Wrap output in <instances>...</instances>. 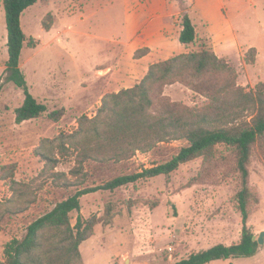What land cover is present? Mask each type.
<instances>
[{
  "label": "rangeland",
  "instance_id": "obj_1",
  "mask_svg": "<svg viewBox=\"0 0 264 264\" xmlns=\"http://www.w3.org/2000/svg\"><path fill=\"white\" fill-rule=\"evenodd\" d=\"M170 3L178 4V12L193 6L189 15L198 24L199 37L207 39V46L232 64L238 83L247 91L264 83V0H227L223 10L212 0ZM45 20H52L51 31L44 27ZM126 23L122 0H39L25 10L22 27L34 45L23 48L21 68L30 91L47 105V111L18 123L15 110L25 93L12 82L4 84L0 94V203L15 196L30 200L31 205L19 214H7L0 222V261L9 240L22 238L32 221L77 188L164 163L187 144L186 140L162 142L118 163L86 162L78 177L71 175L78 165L76 153L64 158L57 149H50L49 141L59 142L61 133L76 130L80 117H93L106 94L139 81L142 69L133 58L124 56L121 65L116 64V57L127 51L130 40ZM4 24L6 29L0 0L1 29ZM139 25L140 21L133 22L134 31ZM172 32L170 42L157 47L158 56L182 47L176 30ZM132 43L138 46V41ZM137 51L134 59L147 56L150 49L139 55ZM6 54L8 47L0 41L3 80ZM114 67L118 72L110 83L108 73ZM164 92L187 106L201 108L208 102L180 82L167 85ZM63 108L61 119L54 121L50 113ZM41 152L53 154L59 162L53 166L38 155ZM215 152L214 159L200 157L184 163L168 178L161 175L113 191L83 195L80 212L71 214L72 223L79 213L98 221L81 245L84 264H169L217 243L238 242L242 230L236 200L240 179L233 169L232 153L224 145L217 146ZM67 180L82 184L65 187ZM250 185L257 199L249 206L248 226L259 235L264 231V146L259 144L250 162ZM107 207L114 215L111 223H105ZM207 264H264V242L254 256Z\"/></svg>",
  "mask_w": 264,
  "mask_h": 264
},
{
  "label": "trees",
  "instance_id": "obj_2",
  "mask_svg": "<svg viewBox=\"0 0 264 264\" xmlns=\"http://www.w3.org/2000/svg\"><path fill=\"white\" fill-rule=\"evenodd\" d=\"M2 1L9 58L3 72L5 80L0 78V94L6 82H12L24 91V101L15 110L16 121L21 123L47 111V105L30 91L21 68L23 48L34 45L24 32L22 16L39 0ZM43 24L49 30L52 20H45ZM180 25V41L188 45L196 43L199 38L197 25L188 9L181 12ZM148 51L146 47L136 54ZM176 82L206 97L207 104L198 108L172 100L164 90ZM64 111V108L52 111L50 117L58 121ZM79 122V127L72 133H61L59 142L49 141L50 149H57L61 157L76 153L78 165L71 169V175L76 177L85 169L86 162L118 163L133 158L137 152L150 151L162 142L186 140L187 144L169 161L117 175L101 184L77 188L74 194L58 201L51 210L32 221L22 238L9 240L0 264H84L81 245L93 234L98 221L95 217L84 218L79 213L76 223H72L71 214L80 212L83 195L100 190L113 191L161 175L168 178L184 163L200 157L214 159L219 145L232 153L233 169L240 179V189L236 193L242 216L240 240L214 244L169 264H207L257 254L259 242L253 239L255 233L248 226L249 206L257 199L250 185V162L257 144L264 146V83L247 91L238 83V72L232 64L211 46L203 44L150 64L137 83L106 94L96 114L82 116ZM38 155L46 162H53V166L59 162V158L51 153ZM80 184L67 180L63 186ZM0 205L1 222L7 214L27 210L31 201L12 196ZM113 216L111 207H107L105 223H111Z\"/></svg>",
  "mask_w": 264,
  "mask_h": 264
},
{
  "label": "crops",
  "instance_id": "obj_3",
  "mask_svg": "<svg viewBox=\"0 0 264 264\" xmlns=\"http://www.w3.org/2000/svg\"><path fill=\"white\" fill-rule=\"evenodd\" d=\"M122 1L126 6V11H127L126 24H127V29L130 28L131 34L128 37V39H130L129 42L126 43V45L128 46L127 51L120 53L116 57V64H118V66L121 65L124 56L133 58L136 64L141 66L142 76L140 77V79L146 74L150 64L157 61L165 60L175 54L188 52L193 48H199L203 44L208 45L207 39L203 40V37L200 36L197 42L194 44L188 45L182 43V47L178 50V52H165L163 56L162 54L158 56V54H156L159 53V51L156 50L157 47L165 46L170 42L169 38L172 37L173 30H176V35L179 38L180 30H181L179 18L181 12H178L177 10L178 4L170 5L171 4L170 0H122ZM212 1L215 3L216 7H219L221 10H223V7H225L227 0H212ZM196 2L199 3L200 0H196ZM192 7L188 8V12L189 10H191ZM136 20L140 21V25L139 28H137V31H134L132 24ZM196 25L198 31V24ZM48 31H51V28ZM0 33H1L0 41H2V43L6 46L7 45L6 42H8V30L7 28L5 29V24L3 29L0 28ZM134 40L138 41V46L134 45L133 43L130 44V41H134ZM146 47L150 49L149 54H147V56L143 58L134 59L135 51H137V49L146 48ZM6 58L7 59L5 60V65H4L5 67H6V62L9 58V54L8 55L6 54ZM116 72H118V68L114 67L111 68L110 72L108 73L110 83L113 82V79L116 76ZM117 85H121V84H117Z\"/></svg>",
  "mask_w": 264,
  "mask_h": 264
},
{
  "label": "water",
  "instance_id": "obj_4",
  "mask_svg": "<svg viewBox=\"0 0 264 264\" xmlns=\"http://www.w3.org/2000/svg\"><path fill=\"white\" fill-rule=\"evenodd\" d=\"M253 239L262 244L264 242V231H261L259 235H254Z\"/></svg>",
  "mask_w": 264,
  "mask_h": 264
}]
</instances>
